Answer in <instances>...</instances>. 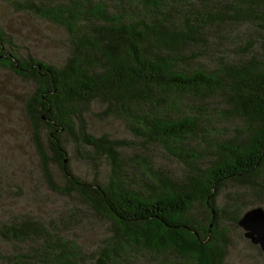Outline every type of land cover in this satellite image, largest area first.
Returning <instances> with one entry per match:
<instances>
[{
  "label": "trees",
  "instance_id": "obj_1",
  "mask_svg": "<svg viewBox=\"0 0 264 264\" xmlns=\"http://www.w3.org/2000/svg\"><path fill=\"white\" fill-rule=\"evenodd\" d=\"M32 1L22 10L65 27L74 38L71 55L61 67L18 58L0 28V69L34 85L25 112L46 186L66 196L76 194L110 224V231L86 253L50 224L23 219L2 225L0 242L23 247L10 252L0 248V264H132L134 254L158 259L153 264H173L167 255L182 264H223L230 245L228 226L239 228L246 211L235 204L217 207L220 189L235 183L264 190V184L254 181L264 168V0H218L215 13L206 4L197 8L185 0L179 6L177 0H130L142 10L136 19L126 13L108 15L105 4L88 0L51 9ZM182 4L188 10L179 26L174 19ZM80 21L91 27L90 35L74 33L72 27ZM226 24L251 30L243 46H236L243 57L230 64L228 56L223 60L224 48L219 49L216 68L207 69L197 59L209 55V27ZM223 38L239 41L230 34L217 36L218 46ZM194 47L201 52L186 55ZM217 94L228 115L250 125L247 139L222 142L204 168L185 177L147 174L141 190L119 174L120 142L88 135L82 118L91 104L99 103L103 110L97 117L122 120L145 142L160 144L172 157L194 165L201 156L185 145L202 129V116L187 115L182 100ZM77 124L81 140L109 161L106 182L88 183L71 173L62 138L75 140ZM41 130L47 131L52 159ZM50 160L60 168L65 189L54 183Z\"/></svg>",
  "mask_w": 264,
  "mask_h": 264
},
{
  "label": "rangeland",
  "instance_id": "obj_2",
  "mask_svg": "<svg viewBox=\"0 0 264 264\" xmlns=\"http://www.w3.org/2000/svg\"><path fill=\"white\" fill-rule=\"evenodd\" d=\"M79 0H33L40 9H51L58 6L72 7ZM91 5L103 3L108 15L126 13L129 18L136 19L142 10L130 0H88ZM178 6H179V0ZM184 1V0H180ZM195 7L206 4L211 7V13L219 8L218 0H185ZM233 1V0H229ZM30 0H0V28L5 33L13 51L18 58L32 57L38 61L61 67L71 55L74 38L63 26L39 17L29 11L22 10V5ZM187 3V4H188ZM84 10L81 6L79 11ZM188 7L182 4L175 14L174 22L181 24L180 19L187 12ZM96 24L95 22H93ZM72 29L77 36L90 35L91 27L78 22ZM181 26V25H179ZM251 30L235 24L209 27V44L207 53L198 57L197 62L207 69L216 68V58L219 49L225 50L224 59L228 56L230 64L237 62L242 54L236 51V46H243ZM236 36L239 38L234 44L227 39L217 36ZM242 41V42H240ZM217 42V43H216ZM241 48V47H240ZM189 49V48H188ZM200 47L190 48L186 53L201 52ZM211 58V60L209 59ZM34 85L17 77L10 71L0 69V228L23 219L40 221L50 224L60 232L64 239L73 241L83 252L90 253L105 236L109 234L110 224L81 201L74 193L67 196L51 191L45 183L39 159L35 153L31 124L25 112L27 98L32 94ZM185 112L189 116H202V129L196 138L186 141V151L201 156V161L185 164L164 151L160 144L145 142L129 130V126L116 118L97 117L103 107L99 103L91 104L82 118L86 133L94 138L106 135L109 139L120 142L119 156L121 158L120 176L126 184L141 190L146 186V175L157 177H185L191 171L204 168L217 152L218 145L224 141H244L248 136L250 125L241 117L230 116L229 108L219 94L205 98L190 96L182 100ZM76 139L62 138L66 150V162L71 173L80 180L88 183L106 182L110 176L111 165L103 155L95 153L94 149L84 143L78 135ZM40 137L49 158L53 155L49 151L47 131L41 130ZM145 166L148 169H145ZM49 169L54 183L65 189L66 185L61 177L60 168L51 161ZM264 168L255 178V182L264 184ZM228 204L240 206L242 213L254 207L264 210V190L243 187L235 183L225 184L219 191L216 206ZM197 206L193 212H197ZM229 247L225 252L223 264H264V257L255 246L243 237L239 228L228 226ZM2 238L0 237V241ZM23 247L15 242L2 244V252H10ZM132 264H153L158 259L147 255L134 254ZM164 259V258H162ZM167 262L182 264L173 255L165 257Z\"/></svg>",
  "mask_w": 264,
  "mask_h": 264
},
{
  "label": "water",
  "instance_id": "obj_3",
  "mask_svg": "<svg viewBox=\"0 0 264 264\" xmlns=\"http://www.w3.org/2000/svg\"><path fill=\"white\" fill-rule=\"evenodd\" d=\"M237 225L243 230V237L251 245L258 246L264 256V210L255 207L247 210L238 220Z\"/></svg>",
  "mask_w": 264,
  "mask_h": 264
}]
</instances>
